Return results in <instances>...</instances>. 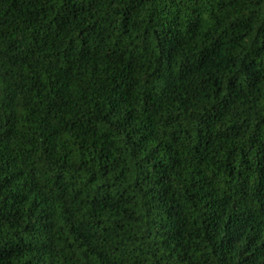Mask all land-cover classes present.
Wrapping results in <instances>:
<instances>
[{
    "label": "trees",
    "instance_id": "16d2710c",
    "mask_svg": "<svg viewBox=\"0 0 264 264\" xmlns=\"http://www.w3.org/2000/svg\"><path fill=\"white\" fill-rule=\"evenodd\" d=\"M0 264H264V0H0Z\"/></svg>",
    "mask_w": 264,
    "mask_h": 264
}]
</instances>
